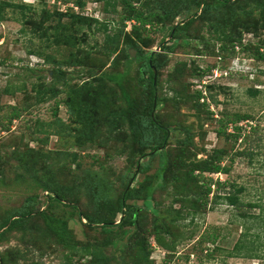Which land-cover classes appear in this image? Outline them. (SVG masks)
Here are the masks:
<instances>
[{"label": "rangeland", "instance_id": "374dc122", "mask_svg": "<svg viewBox=\"0 0 264 264\" xmlns=\"http://www.w3.org/2000/svg\"><path fill=\"white\" fill-rule=\"evenodd\" d=\"M5 1L13 5L4 9L0 19V116L9 105L22 107L27 102L29 108L11 122L8 117L0 118V226L13 211L27 207L32 212L1 229L0 264H96L93 253L97 259L102 254L103 264H264V258L225 257L224 251L207 258L197 241L204 230L217 233L215 246L229 250L246 229V222L222 201L209 202L207 207L196 202L198 211L194 212L192 196L183 189L187 183L172 181L174 175L196 170L199 160L220 148L222 164L230 166V171L205 173L206 182L212 185L229 179L244 186L242 200L259 204L252 212L262 218L264 60L255 54L264 55V6L247 14L244 11L253 3L233 1L234 10L241 7L234 14L235 24H252L249 30L238 27L249 49L230 55L219 49L218 42L210 44L223 22V8L199 15L197 0H158L167 8L177 3L178 16L150 26L143 36L140 33L145 42L131 31L138 22L123 19L121 0H82L78 7L54 6L53 0ZM188 19H194L192 24L172 39V27ZM101 21L106 24L100 25ZM38 27L47 31L44 36L42 30H35ZM134 43L138 51L132 48ZM150 51L158 53L160 64L159 69L152 67L156 93L151 116H158L169 130L168 143L151 152L134 133L150 90L149 72L138 52ZM58 67L62 76L54 73ZM199 69L207 71L202 74ZM206 84H211L210 90ZM6 86L9 93L3 91ZM252 89L258 92L252 94ZM39 90L46 96L52 90L58 94L38 100ZM71 94L88 118V137H77L75 130L53 132L52 126L56 131L60 127L56 118L63 127L74 126L63 103ZM236 113L250 116L237 123L242 126L238 139L228 136L235 124L226 120ZM220 118L226 123L225 130ZM243 134L249 136L248 142L242 140ZM185 139L190 141L186 149L182 147ZM247 147L249 155H235ZM73 152L78 154L75 161L67 155ZM131 158L138 161L136 167ZM141 162L148 163L146 174L152 175V207L164 212L170 206L184 205L182 214H195L174 225L161 215L170 229L169 236L163 237L170 249L157 243L153 232L157 223L143 200L130 201L139 207L133 224L120 226L121 215L113 214L110 202L117 200L126 182L130 188L143 179ZM98 178L105 190L100 198L95 197ZM46 181L49 187L42 189ZM206 184L202 182L200 189ZM55 195L62 200H51ZM103 199L109 201V208L101 204ZM83 215L108 222L106 229L110 230L97 223L89 225ZM252 223L251 235L264 233V223L255 218ZM256 244H261L258 250L264 253V240ZM146 252L147 260L142 255Z\"/></svg>", "mask_w": 264, "mask_h": 264}, {"label": "trees", "instance_id": "16d2710c", "mask_svg": "<svg viewBox=\"0 0 264 264\" xmlns=\"http://www.w3.org/2000/svg\"><path fill=\"white\" fill-rule=\"evenodd\" d=\"M233 1L235 0H197L195 2V5L197 6V8L200 9L199 15L207 14L212 10H220V8H223V16H222L223 22L221 25H218L216 27L215 34H214L215 42L210 43V44L214 46L216 45V42H218L219 49L229 53L230 55H234L236 53V50L246 51L249 49L248 45H245L242 43V31L239 30L238 27L239 26L245 27L246 30H249L250 25L252 24L251 22H249V24H243V23H240L238 25L235 24L234 14L236 12H239L241 10L240 9L241 7L238 8V10H234L232 6ZM246 1L248 4L253 3V6L249 7L248 11L242 10L247 14H252L253 8L255 7L261 8L264 6L263 0H246ZM58 2H60L61 4L62 3L63 4L73 3L77 7L82 6L83 4L82 0H55L54 6ZM121 3H122L123 19L124 20L134 19L138 22L137 25H132L131 31L132 33H137L138 39L142 42H145L146 38L141 37L140 33L143 36L142 33L148 31L150 26H157V24L163 23L165 21H171L178 16V10H177L178 4L177 3L174 6L169 7V8L162 5L161 4L162 2L160 3L158 0H154L151 2H149V0H121ZM12 5L13 4L8 3L5 0H0V19L3 18L4 9ZM21 7L25 9L26 6L21 5ZM57 14L59 16L62 15L58 12ZM195 15H198V14L195 13ZM193 20L194 19H188L182 24L180 23L175 24L169 32V35L171 36V38L175 39L177 33L180 30L186 31V29L192 24ZM94 21L98 23L97 20H94ZM99 24L100 25L106 24V22L101 21L99 22ZM235 27H237L238 30H236ZM35 30H42V29L38 27ZM45 32L42 30L41 35L44 36ZM184 37L186 39H189V37L187 36H184ZM206 43L209 44V42H206ZM136 47L137 46L134 43L132 48L138 51ZM138 54L142 55V57L145 60L144 67L149 72L147 81L149 83L150 90L148 94V99L145 101V103L140 108L139 115H138L140 124L138 128H136L135 126L134 133L141 137L140 142L146 148H149L151 152L153 149H157L159 147L166 145V143H168L169 130L165 125L162 124V121L160 120L158 116H151L152 109H153V103H154V97L156 93V82H154V72H153L152 66L159 69V66H160L158 62L159 55L158 53L154 54L152 51L147 52L145 54L144 53L140 54L138 52ZM255 56L264 60V55L261 52H258L257 54H255ZM150 60L152 64H150L149 62ZM199 71L203 74L207 70L199 69ZM54 73L60 76L63 75V71L60 67H58ZM57 77L55 78V80L57 79ZM115 80H117L118 82L117 77H115ZM22 87L19 88L18 90L23 89ZM205 87L207 90H210L212 86L211 84H206ZM3 91L5 93H9L10 88L6 86L3 89ZM251 92L252 94H256L258 90L252 89ZM57 94H58L57 90H52L51 93L48 94V96H46L45 91L41 92V90H39L37 97H38V100L44 101L47 99L55 98ZM197 97H199V95ZM127 99H129V97H127ZM63 103H65L66 106L68 107L69 117L71 119L72 124H74V126L73 128L72 126L63 127L62 122L61 124L57 123L60 121V118H56L55 124L60 125V127L57 126L59 130L56 131V128L52 126L53 132L61 134L67 131L66 133L70 134L72 130H75L77 137L86 136V135L88 137V133H89L87 132L88 124L86 122L88 118L86 119V117L83 115L81 110H79V103L76 101V99L73 97L72 94L67 95ZM59 104L60 102L57 101V104H56L57 106H55V110H54L55 115H56ZM28 108H29V104L27 102H24L22 107L17 106V105L6 106L7 111H5V113L2 116H0V118L8 117V120L11 122L14 119L18 118L21 115L22 111H25ZM0 109H1V106H0ZM249 117L250 116L248 114H240V113H236L232 116H226V120H229L230 122L235 124V126H233V130H234L233 133L228 134V136L230 135L236 139L239 135H241L242 126H238L237 123L240 121L246 120ZM219 122L220 124H223V129L225 130L226 123L223 122V118H220ZM223 129H219V132L224 133L225 131ZM250 129L254 131L256 128L251 126ZM46 137L44 138L45 140L44 139H40V140L46 141L47 140ZM242 140L244 142H248L249 136L247 134H243ZM189 143L190 141L188 139H185L183 142L184 145L182 147L186 149V146ZM78 144H79V140H78ZM152 153H150L149 156L153 155ZM223 154H224V151L222 149L220 148L214 149L212 154L209 157L198 161V168L196 170L188 169L185 171L183 175H174L172 177V181L179 183L181 180L182 181L184 180L187 183L186 187L184 186L183 189H185V191L186 190L189 191L190 195L192 196L190 204L194 212L198 211L196 208L197 207L196 202L200 203V207H207L209 202L218 203L219 201H222L223 203H226L228 206H231V208L236 209L241 219H244L243 223L246 222L245 223L246 229L243 232H241L233 248L229 250H224V248L215 246V243L218 237L217 233H211L208 230H204L203 233L197 239V241L203 245V247L200 250L201 252L205 253L207 258L212 257L213 254L216 253L217 251H224L226 252L225 257H242V258L262 259L264 258V253H261L258 250V247L261 244H256V240L263 241L264 233L260 234V232H255L253 233V235H251L250 230L253 227L252 220L254 218L258 219L259 222L261 221V223H264V210L261 211V214L263 215L262 218L261 216H259V214L256 215L254 212H252L253 209H255L256 207H259V204L250 202V201L244 202L242 200L240 193H242L245 190L244 186L236 184L235 182L227 179L221 182L217 181L215 184H212V185H215L213 188L211 185V182H206L205 180L206 179V177L204 176L205 173H208V174H213V173L228 174L229 173L230 166H226L222 164ZM67 155L71 157L72 161H75L78 157V154L76 152H73ZM235 155H249V148L247 147L241 150H236ZM137 162H138L137 160H134L132 158L130 159V163H132V165H135V167L137 166ZM166 165L167 163L163 165L161 168H165ZM147 171H148V163L147 162L139 163V172H141L142 174H145L143 179L137 182L138 183L137 186L130 187V188L127 186L129 183V180L126 182L125 188L120 194V196H118L117 200H115L114 203L110 202L113 205L112 207L113 208L112 210L114 211L113 214L117 213L121 215L118 225L124 226L126 224H133L135 221V216L139 212V207L134 205L130 201L137 200V199L143 200L145 207L148 210L150 209L152 212V216L154 219L153 222L157 223V226L153 229L154 236H155L157 243H159L161 246L165 247L166 249H170L168 243L163 241L164 236H169L170 229L168 225L166 224V222L163 220V218L161 219V215L163 214L164 219L165 220L168 219L169 223L174 225L176 223H179L180 220H183V221L186 220L189 215L192 218H194L195 214L192 211H189L187 214H182V207L184 208V205L183 206L181 205V207L179 208H173V206H170L166 208L164 212L162 210H158L155 207H152L150 203V201L152 200V188H153L152 179H151L152 175L146 174ZM196 171H199V172H196ZM155 176L160 178L159 174ZM134 177L135 176H132L130 179H135ZM97 180L98 182L95 183V187H96L95 197L100 198L103 195V192L105 190H104V185L102 181L99 178ZM202 182L207 183L205 186V189H200ZM190 183L191 185H189ZM47 184H48L47 181L43 182L41 184L42 189L48 188L49 186ZM104 184L106 185L105 182ZM210 197H211V201H209ZM34 198L35 197H31L30 199H34ZM50 198L51 200H54V201L62 200L61 197L57 195L52 196V197L50 196ZM108 202L109 201L106 202V200L103 199V202H101V204L106 203V205L104 206L109 208ZM72 207H76V206H72ZM31 212H32L31 208H27V207L24 209L13 211L12 214L8 216L5 222L6 224L0 226V231L3 227L7 226L8 223L10 225L15 224L19 222L20 219H23L27 215H30ZM43 213L44 211L40 212V214H43ZM83 218L89 221L88 223L89 225L97 223V224H101L100 225L101 229L106 230V231L110 230V229H106L108 222H105L103 220H95L90 215H83ZM2 233L3 232H0V235ZM209 245H211V247ZM90 254H92V252H90ZM142 255L147 260L149 252H146L145 254H142ZM96 256L97 255L93 253V257H95L96 259V264H103L104 261L101 259L102 254L99 253L98 259L96 258Z\"/></svg>", "mask_w": 264, "mask_h": 264}, {"label": "water", "instance_id": "95a60500", "mask_svg": "<svg viewBox=\"0 0 264 264\" xmlns=\"http://www.w3.org/2000/svg\"><path fill=\"white\" fill-rule=\"evenodd\" d=\"M154 53L156 54V52H154ZM150 63H151V60H150ZM152 67L154 68V66H152ZM154 72L156 73V71H154ZM155 73H154V80H155V77H156V76H155V75H156ZM154 82H155V81H154ZM154 107H155V106H154ZM153 113H154V108L152 109V113H151V114L153 115Z\"/></svg>", "mask_w": 264, "mask_h": 264}, {"label": "built area", "instance_id": "2783aa9c", "mask_svg": "<svg viewBox=\"0 0 264 264\" xmlns=\"http://www.w3.org/2000/svg\"><path fill=\"white\" fill-rule=\"evenodd\" d=\"M53 2H55V0H53ZM58 3H60V2H58ZM68 5H70V6H72L73 5V3H68ZM74 6V5H73ZM75 7V6H74ZM77 7V6H76Z\"/></svg>", "mask_w": 264, "mask_h": 264}]
</instances>
